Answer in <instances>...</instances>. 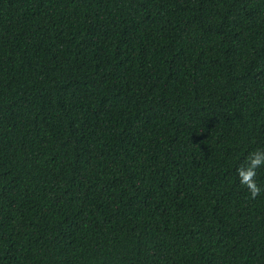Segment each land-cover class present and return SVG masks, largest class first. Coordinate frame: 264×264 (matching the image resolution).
I'll use <instances>...</instances> for the list:
<instances>
[{"label": "trees", "instance_id": "1", "mask_svg": "<svg viewBox=\"0 0 264 264\" xmlns=\"http://www.w3.org/2000/svg\"><path fill=\"white\" fill-rule=\"evenodd\" d=\"M257 150L264 0H0V264H264Z\"/></svg>", "mask_w": 264, "mask_h": 264}, {"label": "clouds", "instance_id": "2", "mask_svg": "<svg viewBox=\"0 0 264 264\" xmlns=\"http://www.w3.org/2000/svg\"><path fill=\"white\" fill-rule=\"evenodd\" d=\"M264 166V150H257L250 154L247 159V165L242 166V174L245 181L255 186L254 177L256 176L257 168ZM239 174V173H238ZM260 191L259 187L256 188V193ZM254 193V195L256 194Z\"/></svg>", "mask_w": 264, "mask_h": 264}]
</instances>
